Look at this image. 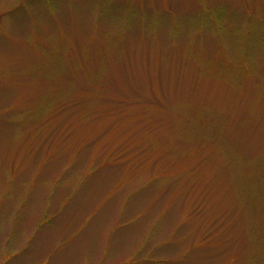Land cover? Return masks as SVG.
I'll return each instance as SVG.
<instances>
[{
    "label": "rangeland",
    "instance_id": "1",
    "mask_svg": "<svg viewBox=\"0 0 264 264\" xmlns=\"http://www.w3.org/2000/svg\"><path fill=\"white\" fill-rule=\"evenodd\" d=\"M0 264H264V0H0Z\"/></svg>",
    "mask_w": 264,
    "mask_h": 264
}]
</instances>
